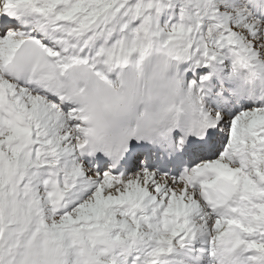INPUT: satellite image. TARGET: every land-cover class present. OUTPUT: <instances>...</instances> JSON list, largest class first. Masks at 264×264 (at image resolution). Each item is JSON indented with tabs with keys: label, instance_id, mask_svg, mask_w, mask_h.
Segmentation results:
<instances>
[{
	"label": "snow or ice",
	"instance_id": "obj_1",
	"mask_svg": "<svg viewBox=\"0 0 264 264\" xmlns=\"http://www.w3.org/2000/svg\"><path fill=\"white\" fill-rule=\"evenodd\" d=\"M0 264H264V0H0Z\"/></svg>",
	"mask_w": 264,
	"mask_h": 264
}]
</instances>
